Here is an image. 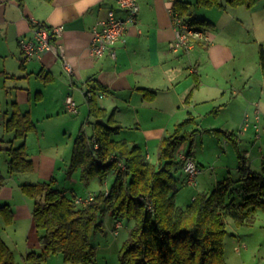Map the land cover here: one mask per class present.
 <instances>
[{
    "label": "crops",
    "instance_id": "0c3cea01",
    "mask_svg": "<svg viewBox=\"0 0 264 264\" xmlns=\"http://www.w3.org/2000/svg\"><path fill=\"white\" fill-rule=\"evenodd\" d=\"M137 1L140 7L137 22L129 24L125 35L114 45L115 56L110 52L94 56L91 53L93 28L108 16L110 9L115 10L116 16L126 17L117 0H0V206L5 207L0 209V231L5 224L14 225L21 214L29 218L28 245L31 250L28 253L40 252L38 232L33 221L36 200L34 205L24 201L23 205L13 206L14 194L16 190L25 194L23 184L52 178L58 184L56 171L61 162L59 159L63 157L56 141L53 138L50 140V122L62 118L59 128L66 131L69 126L73 129L79 127L76 138L82 128L90 135L92 129L87 121L89 98L96 96L99 106L109 113L116 109L115 119L122 125V130L113 139L137 142L147 157L156 162L162 140L172 134L179 123L191 117L193 121L184 127V131H194L192 145L189 149L185 145L183 149L192 153L200 173L204 164L197 159L193 148V138L200 130L240 131V134L236 133L239 140L250 129L260 130L264 120V80L258 84L251 83L249 78H240L246 74L248 66L243 35L249 31L246 24L249 14L256 12L254 6L232 7L227 0H221L220 6L201 7L197 0H181L190 4V16L210 22L208 27L202 28L209 41L195 40L194 47L187 51L170 48L175 38L172 9L179 10L175 7L177 0ZM34 19L49 26H64L59 38V43L64 46V56L45 51L39 57H23L20 39L33 36ZM229 26L236 29L229 32ZM261 39L255 37L264 74L261 64L264 41L259 43ZM88 91L92 93L91 97L87 96ZM146 91L154 97L146 98ZM68 95L76 100L77 112L67 110ZM15 105L23 113L28 112L35 122V130L25 138H16L15 132L7 128ZM65 112L76 117L70 118ZM223 112L230 117L224 128H200L202 117H219ZM127 129L141 133L143 140L137 141L139 135L124 137ZM76 138L69 143V147H74ZM222 138L227 144L232 142ZM24 142L33 169L12 171L10 150ZM246 155L249 159L248 150ZM263 165L264 156L262 168ZM237 167L238 177L233 174L234 167L230 169L227 165L228 176L204 180L203 188L193 193L192 200L200 192L210 193L222 179L231 176L237 180ZM68 168L69 165V175ZM174 174L178 179L176 203L179 204L180 185H190L182 162L175 166ZM70 178L76 180L73 175ZM103 184L100 182L101 187ZM56 186L69 192L63 186ZM193 186H198V183ZM259 211L264 212L259 209L256 214ZM0 236L4 237L1 232Z\"/></svg>",
    "mask_w": 264,
    "mask_h": 264
},
{
    "label": "trees",
    "instance_id": "16d2710c",
    "mask_svg": "<svg viewBox=\"0 0 264 264\" xmlns=\"http://www.w3.org/2000/svg\"><path fill=\"white\" fill-rule=\"evenodd\" d=\"M227 2L232 7H251L256 0ZM175 4L190 25L198 28L210 25L205 19L190 16L188 2L177 0ZM197 4L220 6L221 0H197ZM261 64L264 71V45ZM153 97L154 94L146 91V98ZM88 102L87 121L92 133L89 135L84 128L80 130L68 168L69 177L80 170V180L88 185L95 179L105 183L109 174L114 175V181L108 187L109 193L106 188L92 192L95 197L89 203H77V195L59 189L54 178L23 184L22 191L36 200L33 221L40 243V252L31 251L25 256L26 264H43L57 253H62L67 263H94L97 247L92 234L104 232L99 214L106 211L115 221L125 218L133 222L129 237L119 250V264H228L227 220L232 218L236 225L242 226L255 220L257 210L264 211V165L262 171L254 170L246 152L239 147L237 134L216 130L219 138L225 137L235 145L239 178L222 179L210 193L200 192L186 207L179 206L174 168L182 161L174 152L192 139L194 131L186 132L184 127L193 119L183 120L162 140L156 162L137 143L113 139L122 130L115 119L116 109L109 113L101 108L96 96ZM35 127L31 115L15 105L8 130L14 131L16 138H25ZM10 156L12 171L33 169L25 142L11 148ZM147 202L153 204L154 211L148 210ZM0 264H17L13 250L1 236Z\"/></svg>",
    "mask_w": 264,
    "mask_h": 264
},
{
    "label": "rangeland",
    "instance_id": "374dc122",
    "mask_svg": "<svg viewBox=\"0 0 264 264\" xmlns=\"http://www.w3.org/2000/svg\"><path fill=\"white\" fill-rule=\"evenodd\" d=\"M253 6L256 12L255 14H249L248 22L246 24L249 31H245L243 35L244 43H246V46L243 47L246 52L245 61H247L248 66L246 74L242 73L243 76L240 78H249L251 83L261 84V80H264V74L262 73L259 62V44L258 41L255 40V37L258 40L259 38H262L259 43L264 41V23L262 24V22H264V0H256ZM235 29V26H229L227 28L229 32L234 31ZM64 114L70 118L76 117L67 114L66 112ZM229 119L230 117L226 115V112H223L219 117L215 115H210L206 118L202 117L199 120L202 124L200 128H224L227 120ZM57 120L60 121L55 122ZM57 120L50 122L51 127H49V134L51 135L50 140L53 138L56 141L55 144L59 147L58 149L63 157L59 159L61 162L59 164V169L56 171V177L58 178V184L56 185L63 186L65 189H68V194L75 192L78 196L87 197L89 191L94 192L101 187L100 181L98 179L93 180L90 183L92 184L91 186L90 184L88 185L83 183L79 179V171L71 174L74 178H76V180L71 179L67 174V167L71 161L73 150V147H69V143L74 142V138H76L75 136L78 133L79 127L75 126L73 129L69 126L67 130L64 131L62 127H58V124L61 123V120L63 119L60 118ZM86 129L90 131L88 126H86ZM239 129L240 128L238 127V130ZM214 131L200 130L193 138V148L195 150L196 157L204 164V167L202 168V173L196 176L198 186H188L187 184L185 186L180 185L181 192L178 195V203L181 204L182 207H186L187 204L192 201V195L194 192L203 188L204 180L214 176L217 178L228 176L229 173L227 169L225 170V166H230V169L234 167L232 169L235 170L233 174L235 177H238L236 171L238 153L235 146L232 142L227 144L224 139L222 137L219 138ZM236 133L240 134V131H237ZM135 136L140 137L137 141L140 142V140H143L141 133L131 131L130 129H127L124 132V137L126 138H134ZM241 137L242 138L238 141L240 149L245 152H247V150L249 151V160L253 169L261 171L264 156V120L260 124L259 131H256V129H250L248 132H244ZM191 142L192 139L185 142L186 144L183 143L179 145L175 150V156L178 155V152L182 150L185 145L189 149ZM130 143L134 144L137 142L130 141ZM113 181L114 175L110 174L105 181V185L103 184L104 187H102L105 188L107 186H111ZM13 198V206H16V204L23 205L24 201H30L31 204L34 205L35 201L34 198L23 194L21 190H16V194H14ZM256 215L257 217L253 222L242 226L236 225L232 218L227 220L228 233L225 237V258L228 264H264V212L259 211ZM99 220H103L105 230L104 232H94L92 234V242L97 247L96 260L92 264H119V250L122 243L129 237V229L131 228L133 222L124 218L123 227L119 229L118 234H115L113 231L115 220L108 211H106L103 215L99 214ZM30 223V219L24 218V216L22 217L21 214V218H19L14 225L5 224L3 229L0 231L4 236L3 238L5 242L13 250L16 256L17 264H26L23 257L27 255L29 250H31L28 245V235L31 227ZM43 264L71 263L64 261L62 253H57L50 256Z\"/></svg>",
    "mask_w": 264,
    "mask_h": 264
},
{
    "label": "built area",
    "instance_id": "2783aa9c",
    "mask_svg": "<svg viewBox=\"0 0 264 264\" xmlns=\"http://www.w3.org/2000/svg\"><path fill=\"white\" fill-rule=\"evenodd\" d=\"M117 3L119 7L126 12V17H118L116 16L115 10L110 9L108 11V16L100 21L99 26L93 28L91 53L94 56H101L105 52H110L115 56L114 45L125 35L129 24L137 22V16L140 10L137 0H117ZM172 15L175 38L170 43L171 49H185L190 51L195 45V40L204 39L209 41L206 31L202 28L190 25L179 10L173 8ZM63 30V25L49 26L34 19L33 36L29 39H20L23 57L25 59L39 57L45 51H53L64 56V46L59 43V38ZM68 70L71 71V69ZM87 96L91 97L92 93L88 91ZM66 108L73 113L78 111V104L72 95H68L66 99ZM96 146L98 147V144ZM177 157L182 161L183 169L187 176V183L196 185V176L200 173L201 169L193 158V155L182 148V150L178 152ZM106 192L109 193V188H106ZM94 197L95 194L90 192L87 194V197L77 196L76 202L89 203ZM147 208L150 211H154L151 202H147ZM122 227V220L115 221L114 231L116 234H118L119 229Z\"/></svg>",
    "mask_w": 264,
    "mask_h": 264
}]
</instances>
